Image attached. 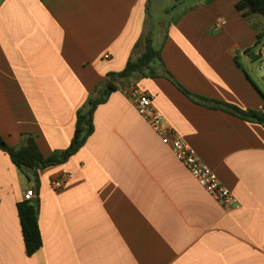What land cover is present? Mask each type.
Segmentation results:
<instances>
[{
    "label": "crops",
    "instance_id": "0c3cea01",
    "mask_svg": "<svg viewBox=\"0 0 264 264\" xmlns=\"http://www.w3.org/2000/svg\"><path fill=\"white\" fill-rule=\"evenodd\" d=\"M238 1L178 0L181 10L159 28L164 73L111 93L84 145L39 171L38 187L0 150V264H264V126L235 112L264 115V91L249 73L256 36ZM148 3L0 0L6 143L32 134L44 157L66 149L95 86L143 53ZM133 88L151 97L235 206L217 204L161 143L137 113ZM62 173L72 178L52 190ZM28 189L42 238L31 256L17 213Z\"/></svg>",
    "mask_w": 264,
    "mask_h": 264
},
{
    "label": "trees",
    "instance_id": "16d2710c",
    "mask_svg": "<svg viewBox=\"0 0 264 264\" xmlns=\"http://www.w3.org/2000/svg\"><path fill=\"white\" fill-rule=\"evenodd\" d=\"M175 1L177 4L172 7L173 9L180 4L178 0ZM235 7L245 19L252 15L264 17V0H239ZM153 36L154 30L149 24V29L146 30L143 38V53L136 58L131 57L122 71L108 73L104 81L95 86L84 105L76 112L74 134L66 149L56 150L51 155L44 157L32 134H23L20 144L16 147L8 145L0 136V150L9 157L11 163L29 182L38 187L39 171L63 164L84 145L87 138L93 133V114L96 108L105 103L111 93L134 87L133 82L143 77L159 76L157 72L159 67L164 73L160 48L154 45ZM263 39L264 34L257 32L254 47H257ZM235 112L242 118L264 126V115L260 112H243L238 109H235ZM32 200L21 201L17 204L21 234L27 256L33 255L42 246L38 225V204Z\"/></svg>",
    "mask_w": 264,
    "mask_h": 264
},
{
    "label": "built area",
    "instance_id": "2783aa9c",
    "mask_svg": "<svg viewBox=\"0 0 264 264\" xmlns=\"http://www.w3.org/2000/svg\"><path fill=\"white\" fill-rule=\"evenodd\" d=\"M224 25V21L216 22L213 25V31L221 30ZM108 57L109 54L105 55V58ZM255 61L259 80L264 85V41L257 47ZM130 96L135 103L137 113L148 123L160 138L161 143L171 149L176 160L187 168L198 185L221 207L228 209L235 206L237 204L235 196L220 183L217 174L199 157L197 152L175 130L164 123L163 115L153 106L151 97L138 88H133ZM71 178V174L62 173L51 181V189H61ZM33 198L32 189L26 190L22 195L23 201Z\"/></svg>",
    "mask_w": 264,
    "mask_h": 264
},
{
    "label": "rangeland",
    "instance_id": "374dc122",
    "mask_svg": "<svg viewBox=\"0 0 264 264\" xmlns=\"http://www.w3.org/2000/svg\"><path fill=\"white\" fill-rule=\"evenodd\" d=\"M176 4L177 2L175 0H149L148 14H149L150 25L154 30L153 41H154L155 46L158 45V41H159L160 25H162L164 22H168L172 20L177 15V12L181 10V8L179 7L180 5L177 6L178 11L172 8L173 5H176ZM187 4L188 3L186 2L184 6H186ZM246 20L249 21V23H251L252 29L255 32V36L257 32H261L264 34V17L263 16L253 15ZM262 41H264V39ZM257 47H254L253 50H256ZM254 65L257 66L256 61ZM249 73L253 81L256 83V85L262 91H264V85L259 80L257 70L250 69Z\"/></svg>",
    "mask_w": 264,
    "mask_h": 264
}]
</instances>
